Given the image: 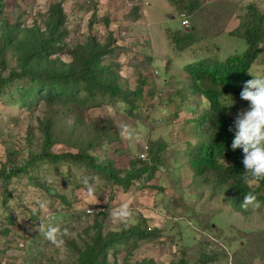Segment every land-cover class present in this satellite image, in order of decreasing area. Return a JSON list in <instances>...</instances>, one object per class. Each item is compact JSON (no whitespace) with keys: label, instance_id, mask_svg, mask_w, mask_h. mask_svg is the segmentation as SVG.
<instances>
[{"label":"rangeland","instance_id":"374dc122","mask_svg":"<svg viewBox=\"0 0 264 264\" xmlns=\"http://www.w3.org/2000/svg\"><path fill=\"white\" fill-rule=\"evenodd\" d=\"M53 2L63 7L68 36L62 52L50 58L69 64L71 50L89 37L101 44L114 39V52L105 55L102 63L112 66L121 82L131 88L142 72L152 87L151 94L138 105L149 110L147 115L140 108L135 115H128L122 102L94 105L87 101L73 105L71 110H60V103L50 106L42 99L20 105L12 103L17 97L13 82L0 97V163L13 159L23 164L30 151H37L49 116L53 117V133L71 143L68 148L58 142L51 151L75 152L92 141L96 161L109 163L121 176L131 172L130 160L137 159L145 146L149 152L150 141L160 140L167 147L153 177L149 181L144 177L139 184L134 181L126 190L105 183L98 174L94 175L99 178L96 183L86 166L76 164H61L55 169L43 163L8 182L0 179V264H76L99 224L103 234L125 228L109 217L110 210L123 202L133 211L131 225L141 223V227L156 228L158 233L144 239L130 238L119 246L116 255L110 252L109 262L135 264L147 259L154 264H170L178 262L184 251L194 259L198 247L192 246L200 240L206 252L221 250L229 255L209 264H230L243 242L240 230L250 232L256 240L264 234V204L258 209L249 206V210L239 202L234 206L231 194L214 192L211 185L194 179L183 152L188 144L198 143L194 119L208 107V101L195 93L186 68L191 63H218L230 55L243 54L245 39L229 32L239 25L245 4L252 2L264 12V0H200L201 5L209 3L200 13L205 14L201 18L206 22L201 23L197 34L195 29L197 38L183 51L174 50L168 38L170 32L190 30L182 27L174 0H2L0 33L3 23L14 28L13 45L5 50L4 69L0 63L2 75L18 69L14 44L44 30ZM136 4L141 16L131 21L128 12ZM261 46L249 69L257 74H264V42ZM146 55L152 60L147 62ZM223 101L236 104L237 109L229 110L234 117L245 110L237 98ZM85 177L94 185L93 195L82 183ZM47 217H52L53 226L68 230L62 249H56L38 230L41 219L47 223ZM211 223L213 229L208 227ZM204 238L212 243L206 245ZM253 264H264V260L255 259Z\"/></svg>","mask_w":264,"mask_h":264},{"label":"trees","instance_id":"16d2710c","mask_svg":"<svg viewBox=\"0 0 264 264\" xmlns=\"http://www.w3.org/2000/svg\"><path fill=\"white\" fill-rule=\"evenodd\" d=\"M173 4L180 16L183 13L190 21V30H178L173 34L170 32L168 36L173 43V49L183 51L197 38L193 33L195 29L197 34V30L203 26L201 23L206 22L201 18V15L205 14L200 13L206 11L209 3L201 5L200 0H174ZM2 5L0 0V8ZM244 8L246 11L239 16V25L229 33L245 39L246 51L243 54L230 55L222 62H197L188 64L186 68L194 83L195 93L198 92L200 96H204L210 107L201 110L194 119L198 143L195 146L188 144L183 152L184 157L195 180L200 178L203 183L211 185L214 192L231 194L234 206L236 202H239L241 206L249 191L257 195L261 205L264 204V181L254 182L251 187L245 185L242 181V173L245 171L243 151L231 148L235 132L230 131V128L234 129L236 117L230 115L229 110H235L237 106L233 103L230 108L221 107V100L228 97L240 100L245 110L250 107L248 101L241 99L240 93L245 83L254 78L249 74V69L262 50L264 12L252 2L245 4ZM128 16L131 21L138 20L141 13L137 4L130 9ZM65 20L66 14L61 3L53 2L48 7L44 30L34 31L30 38L14 44L18 52V69H10L7 75H2L0 72V97L5 93L6 87L16 82L17 97L16 100H12V103L31 105L32 102L42 99L50 106L60 103V110H71L73 105L87 101L94 105L122 102L125 105V112L128 115H135L140 108L138 103L145 100L147 94H151L152 86L147 82L146 76L138 72L135 85L131 88L121 82L119 73L113 70L112 66L102 63L105 55L114 52L115 48L111 47L114 39L101 44L95 37H89L87 42L71 50L72 61L69 64L59 58H50L51 55L62 52L65 48L63 40L68 36ZM104 22L106 25L109 24L107 18H104ZM13 29L6 23L2 24L0 63L3 69L6 66L5 50L13 45L11 36ZM145 58L147 62L152 60V56L146 55ZM200 85L202 88L198 87ZM148 110L145 107L141 109V112L147 115ZM53 124V117L49 116L43 124L37 151H30L23 164H18L13 159L10 163H8L10 160L0 163V179L3 182H8L21 173L27 174L29 168L40 167L43 163L50 164L55 169H58L61 164H76L86 166L93 178L95 174H98L105 179V183L119 185L126 190L142 176L149 181L157 170V166L163 162L162 153L167 147L166 143L160 140L150 141L148 158L130 160L131 172L121 176L117 170L111 169L109 163L96 161L92 141L83 144L75 152L51 151L58 142L66 143L68 148L71 145L69 140H60L53 133L54 127H51ZM106 139L110 141L112 138L106 137ZM140 224L136 223L120 231H110L105 234L101 231L99 224L97 232L91 238V244H87L82 250L76 264H115L109 262L107 256L110 252L116 255L121 244H126L132 237L144 239L157 235L156 228L149 226L145 228ZM208 227L213 229L214 224L211 223ZM238 234L239 237H243V242L230 258V264H253L255 259L264 260V234L261 233L258 240L252 238L253 235L247 231L240 230ZM204 239H206V245L212 243L209 239ZM201 242L199 240L192 246L198 247L194 259L188 256L189 251H184L178 262L172 261L170 264H209L219 259L229 258V255L221 250L206 252L207 249L201 245ZM122 264L131 263L123 261ZM135 264L154 263L153 260L143 259Z\"/></svg>","mask_w":264,"mask_h":264},{"label":"clouds","instance_id":"9594fccd","mask_svg":"<svg viewBox=\"0 0 264 264\" xmlns=\"http://www.w3.org/2000/svg\"><path fill=\"white\" fill-rule=\"evenodd\" d=\"M254 78L248 80L240 93L241 99L249 102V109L242 110L234 121L235 135L231 144L233 150L242 149L243 165L245 168L242 173V181L245 185L251 187L254 182L264 181V74H257L249 71ZM234 103V102H233ZM233 103H226L221 100V107L230 108ZM210 107V105H208ZM124 133H122V136ZM96 183L99 178H93ZM82 183L87 187L88 194H94V185L90 183L88 177H85ZM98 203V201H94ZM242 207L260 208L261 202L257 195L251 191L247 192L246 197L241 204ZM41 208L45 203L41 202ZM35 211V209H34ZM109 217L114 224H121L125 228L130 227L133 222V211L127 202L121 203L118 207L112 208ZM37 226L42 233L56 249H62L68 234L67 229H61L59 226H53L52 217L41 219Z\"/></svg>","mask_w":264,"mask_h":264},{"label":"built area","instance_id":"2783aa9c","mask_svg":"<svg viewBox=\"0 0 264 264\" xmlns=\"http://www.w3.org/2000/svg\"><path fill=\"white\" fill-rule=\"evenodd\" d=\"M181 25L183 28H189L190 26V21L189 19L185 16V14H181ZM155 73H157V71L155 70ZM147 149V146L144 147V151L143 152H140L138 154V159H141V160H145L148 158V152L146 151ZM144 179V177H140L138 180H136V182L139 184L142 180Z\"/></svg>","mask_w":264,"mask_h":264},{"label":"water","instance_id":"95a60500","mask_svg":"<svg viewBox=\"0 0 264 264\" xmlns=\"http://www.w3.org/2000/svg\"><path fill=\"white\" fill-rule=\"evenodd\" d=\"M171 17V16H170Z\"/></svg>","mask_w":264,"mask_h":264}]
</instances>
